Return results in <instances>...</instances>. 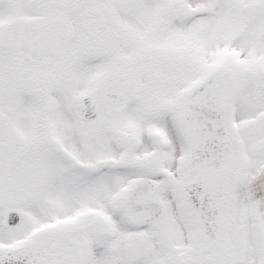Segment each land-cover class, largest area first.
Here are the masks:
<instances>
[{
	"label": "snow or ice",
	"instance_id": "1",
	"mask_svg": "<svg viewBox=\"0 0 264 264\" xmlns=\"http://www.w3.org/2000/svg\"><path fill=\"white\" fill-rule=\"evenodd\" d=\"M0 264H264V0H0Z\"/></svg>",
	"mask_w": 264,
	"mask_h": 264
}]
</instances>
